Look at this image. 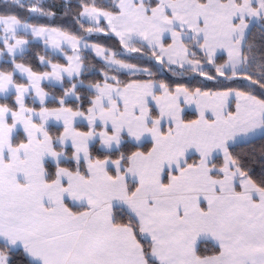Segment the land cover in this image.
Listing matches in <instances>:
<instances>
[{
  "label": "snow or ice",
  "instance_id": "obj_1",
  "mask_svg": "<svg viewBox=\"0 0 264 264\" xmlns=\"http://www.w3.org/2000/svg\"><path fill=\"white\" fill-rule=\"evenodd\" d=\"M80 7V27L81 19L91 25L86 33L115 35L129 53L150 52L161 65L209 81L242 79L264 89V44L258 61L255 45L244 47L252 21L264 32V0H85ZM30 12L55 15L37 6ZM0 28L13 65L0 70V98L15 97L0 103V264H264V178L252 179L229 151L238 138L264 136V98L232 87L125 83L105 72L89 85L90 98L72 83L58 106L48 107L41 83L63 87L65 76L81 75L83 37L16 15H0ZM20 31L58 52L68 44L72 54L65 52L66 64L40 56L51 70L34 71L16 63L29 44ZM83 46L108 68L152 75L117 59L118 52ZM221 51L227 59L217 63ZM33 92L38 109L25 102ZM70 98L79 103L68 106ZM185 104H195L197 119H185ZM50 121L62 124L57 135ZM149 138L151 148L141 150ZM193 151L199 160L190 163Z\"/></svg>",
  "mask_w": 264,
  "mask_h": 264
},
{
  "label": "trees",
  "instance_id": "obj_2",
  "mask_svg": "<svg viewBox=\"0 0 264 264\" xmlns=\"http://www.w3.org/2000/svg\"><path fill=\"white\" fill-rule=\"evenodd\" d=\"M85 0H21L23 7L17 6L13 3V0H0V15H16L18 19L23 22H27L33 25L46 26L59 28L64 31H68L73 35L78 37H83L82 40L98 44L101 47L109 49L110 52H118L120 55L117 59L124 60L125 63L135 64L138 68L149 69L152 73L151 76L146 73H137L132 75L127 71H116L114 69L106 67V62L100 60L95 53L89 48H81L80 55L83 60L84 72L82 76L69 80L65 79L63 87H58L51 84H42L43 89L48 91L55 99H51L46 103L48 107H57L58 100L63 94L66 88H69L72 83L82 82L83 85L78 87L77 94L81 97L90 98L94 91L89 88V85L102 82L104 79V73L107 72L109 76L115 75L118 79L124 81L125 83L131 82L132 80H153L156 82H163L170 85V87L175 88L177 85H182L188 87L192 90L195 88H200L202 91H224L228 87L237 88L243 91H251L253 94L257 95L258 98H264V89H260L259 85H251L249 81L242 79L238 80H227L224 77H218L216 80L209 81L205 77L198 75L194 72H186L179 66L171 65H161L155 58L151 57L150 52H140V53H129L123 48L119 43V39L115 35H108L105 33H92L88 34L84 31V28L91 26L90 24L84 22V28L80 27L78 23V12L82 11L80 5H82ZM90 3L91 0H88ZM112 0H96L97 5L104 6L111 3ZM33 6L42 7L46 12L55 13L54 16H41L38 13H31L30 9ZM106 25V23H103ZM248 44H254L256 48V59L259 60V51L261 45L264 44V32L261 31V22L258 21L251 28L247 43L245 44V49ZM193 51L197 52L198 56H202V52L199 49L193 48ZM68 53V51H67ZM44 56L47 60L52 61V63L66 64L65 58L59 54L51 52L44 42H31L28 51L24 53L23 56H16V63H23L26 66H31L34 71L37 72H47L50 71V66H45L40 63L39 57ZM6 58H9L6 56ZM10 61H0V70L7 69L11 70L13 65ZM226 57L219 56L217 63H223ZM213 74L214 70H213ZM14 78L19 83H24L23 80L15 74ZM255 78V77H254ZM15 97L11 96L8 101L0 98V103H11L14 102ZM76 102L74 98H70L68 106L75 107ZM27 104L31 107L39 108V104L33 103L32 99L27 100ZM87 102H84V108H86ZM195 118L194 114L186 115V120H193ZM84 124H79L80 130H86ZM51 132L53 135H57L58 131H62V127L51 125ZM98 147V145H97ZM141 150H147L151 148V143H146L140 146ZM135 150V149H133ZM229 151L234 157L238 158L243 165L244 169L249 173L252 179L259 182L264 178V136L253 139L249 142L233 144ZM195 158L190 159V163L193 162ZM214 162L217 167L222 166V157H217ZM75 209V208H74ZM205 247L208 248L207 252H204ZM201 250L204 254H211V246L201 245Z\"/></svg>",
  "mask_w": 264,
  "mask_h": 264
},
{
  "label": "crops",
  "instance_id": "obj_3",
  "mask_svg": "<svg viewBox=\"0 0 264 264\" xmlns=\"http://www.w3.org/2000/svg\"><path fill=\"white\" fill-rule=\"evenodd\" d=\"M258 21H259V20H255V21H252V22L250 23V28H249L248 30H246V32H247L246 40H247V37H248V34H249L251 28H252L253 25L256 24ZM104 22L106 23V21H104ZM21 32H22V31H21ZM29 35H30V34H29ZM32 37H33V36H32ZM33 38L36 39V40H43V38H36V37H33ZM168 42H170V37L168 38ZM85 43L88 44L89 46L93 45L92 43H88V42L82 40V42H81V46H80V49H81V48H85V47L83 46ZM47 46H48L49 50L52 51L53 53H56V54H63V52H58V51L54 50V49L52 48V45H51V44H48ZM244 46H245V45H244ZM62 47H63L64 49H69V50H71V47H70L68 44H64V45H62ZM27 48H28V45L25 46V50H26ZM89 48H91V47H89ZM92 50H93V49H92ZM6 51H7V50H6ZM93 51H94V50H93ZM94 52H95V51H94ZM18 54H19V53H17V55H18ZM217 55H218V57L224 55V56L226 57V59H227V53L224 52V51L218 52ZM99 58H101V57H99ZM102 59H103V58H102ZM82 70H83V69H82ZM18 74H19V73H18ZM78 77H79V76H78ZM78 77H76V78H78ZM65 78H66V79H71V78H69V77H67V76H65ZM65 78H64V79H65ZM25 80H26V78H25ZM44 83H48V84L55 85V86L60 84V82H55V81H53V82H49L48 80H45V81H43V82L41 83V87H42V84H44ZM173 89H174V88H173ZM92 90L94 91V89H92ZM34 95H35V93L33 92L31 95H29V96L26 98V101H25L26 104H27V100H28V99H32V100H33V96H34ZM51 98H53V96H52L50 93H48V99L46 100L45 103H47L48 101H50ZM35 103L39 104V100L37 99ZM27 106H28V107H31V106H29L28 104H27ZM183 108H184V113H183L184 117H186V115H188V114H194V115H195V118H194V119H197V118H198L199 112H198V109L196 108L195 104H185V105H183ZM231 108H232V110L235 109V102H234V100H233V102H232V104H231ZM37 109H38V108H37ZM79 124H84V125H86V121L83 122V123L78 122V123H77V126H78ZM51 125H55V126H60V127H62V124L59 123V122H56V121H50L49 126H51ZM167 127H168L167 122H165V123H164V130H165V131L167 130ZM258 137H261V134H260L259 132H257L254 136L238 138L237 141H236L235 143H233V144H240V143L249 142V141H251V140H253V139H256V138H258ZM146 143H151L150 138H149L148 140H146L145 142H143L140 146H142V145H144V144H146ZM219 156L222 157V159L224 160L223 153H222V154H219L217 157H219ZM217 157H215L214 160H215ZM191 158H195V159L193 160V162H198V160H199V154H198V153H195L194 151H193V152H190V153H189V161H190ZM193 162H191V163H193ZM223 162H224V161H223ZM73 210H76V209H73Z\"/></svg>",
  "mask_w": 264,
  "mask_h": 264
},
{
  "label": "rangeland",
  "instance_id": "obj_4",
  "mask_svg": "<svg viewBox=\"0 0 264 264\" xmlns=\"http://www.w3.org/2000/svg\"><path fill=\"white\" fill-rule=\"evenodd\" d=\"M65 1H68V0H65ZM22 23H27V22H23V21H21ZM84 22H86V21H84ZM86 23H88V22H86ZM103 23H105V22H103ZM89 24V23H88ZM36 26H39V25H36ZM3 35H4V32H3V29L2 28H0V39H2L3 38ZM18 38H23V39H27V40H29V44H28V48L25 50V52L26 51H28V49H29V46H30V44H31V42H34V41H36V42H40V41H42V42H44L43 40H36V39H34L31 35H24V33L23 32H18ZM48 47V46H47ZM49 49V48H48ZM89 49H91V48H89ZM65 50V52L67 53V51H68V53H67V55H71L72 54V52H71V50H69V49H64ZM92 50V49H91ZM93 51V50H92ZM24 52V53H25ZM52 52V51H51ZM65 52H63V54H59V55H61L63 58H65V61H66V56H65ZM94 52V51H93ZM0 53H2V54H0V61H10L9 59L11 58V56L9 55V54H7V51H6V48L4 47V45L2 44V43H0ZM95 53V52H94ZM56 54V53H55ZM95 55H96V53H95ZM6 56L7 57H9V58H6ZM17 56H20L19 54L17 55ZM99 58V57H98ZM100 60H102V61H104V62H106L104 59H102V58H99ZM66 63H67V61H66ZM107 63V62H106ZM176 66H178V65H176ZM123 71H126V70H123ZM83 72H84V66H83V70H82V72H81V75H79V77L80 76H82V74H83ZM18 76H20V78H22L23 80H25V78H26V76H21L20 74H18V73H16ZM66 79V78H65ZM64 79V80H65ZM76 79V78H75ZM69 80H73V79H69ZM44 84H48V83H44ZM63 84H64V82H63ZM77 85H78V87L79 86H81V85H83V83H81V82H79V83H77ZM56 86H58V87H62L61 86V84H59V85H56ZM43 88V87H42ZM44 91L45 92H47V93H49L48 91H46L45 89H44ZM54 98V97H53ZM53 98H51V99H53ZM50 99V100H51ZM220 154H222V153H220ZM224 161V160H223Z\"/></svg>",
  "mask_w": 264,
  "mask_h": 264
}]
</instances>
